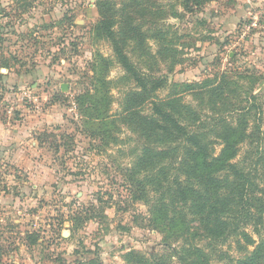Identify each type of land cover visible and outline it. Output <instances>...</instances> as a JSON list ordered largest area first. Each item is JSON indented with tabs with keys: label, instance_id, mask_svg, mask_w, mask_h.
Listing matches in <instances>:
<instances>
[{
	"label": "rangeland",
	"instance_id": "obj_1",
	"mask_svg": "<svg viewBox=\"0 0 264 264\" xmlns=\"http://www.w3.org/2000/svg\"><path fill=\"white\" fill-rule=\"evenodd\" d=\"M101 14L142 79L166 77L145 103ZM262 51L264 0H0V127L21 149L15 164L0 157V264H131L132 253L184 264L182 239L151 213L158 153L175 145L144 118L164 104L214 155L234 130V161L252 168L264 156ZM197 246L209 264L238 257L232 242Z\"/></svg>",
	"mask_w": 264,
	"mask_h": 264
},
{
	"label": "trees",
	"instance_id": "obj_2",
	"mask_svg": "<svg viewBox=\"0 0 264 264\" xmlns=\"http://www.w3.org/2000/svg\"><path fill=\"white\" fill-rule=\"evenodd\" d=\"M185 9H189L188 5ZM101 17L100 28L110 41L115 57L139 88L138 93L130 95L139 98L143 93L142 103H145L148 95L164 87L166 77L142 79L111 30L109 17L103 14ZM145 81H152L153 85L148 86ZM162 106L165 105L153 102V118L144 120L150 124L149 131L155 128L161 141L175 146L158 153L165 168L157 183L161 192L160 208L153 207L151 213L154 222H162L173 235L182 239L179 261L186 264L185 255L193 258L191 263L198 264L197 259L200 258L202 264H209L210 260L206 259L209 256H205L197 246L198 242L206 240L213 245L229 242L235 245L238 257L234 259L228 255L222 258L225 264H264V236L260 233L264 223V183L259 184V181L264 182V156L252 168L235 162L238 152L236 141L241 136L234 130L221 136L222 148L218 155H214L204 136L187 131L172 112ZM37 140L40 142V138ZM150 159L151 156L146 153L139 156L133 167L134 174L146 171L143 169H147ZM168 159L170 165L166 162ZM136 167L139 170L136 171ZM136 184L141 185L142 181H136ZM187 219L194 227L187 228ZM252 235L257 237V241ZM129 256L131 264H166L163 259L155 257L149 261L133 253ZM80 264L102 263L98 259H89Z\"/></svg>",
	"mask_w": 264,
	"mask_h": 264
},
{
	"label": "crops",
	"instance_id": "obj_3",
	"mask_svg": "<svg viewBox=\"0 0 264 264\" xmlns=\"http://www.w3.org/2000/svg\"><path fill=\"white\" fill-rule=\"evenodd\" d=\"M262 52H264V51H262ZM9 133L8 132L4 133V130H2V128L0 127V157L6 158V161H8L11 164H15L17 159H19V157H20V152H21L20 150L21 149H20V146H17L16 149L18 150V153H16L15 146L13 145V143H14V141H19L17 139V138H19V134L17 136L15 134V130L13 132H11L10 134ZM5 145H9L10 146L9 149L2 148ZM19 145H21V144H19ZM7 154H10V156H8ZM1 158H0V160H1Z\"/></svg>",
	"mask_w": 264,
	"mask_h": 264
},
{
	"label": "water",
	"instance_id": "obj_4",
	"mask_svg": "<svg viewBox=\"0 0 264 264\" xmlns=\"http://www.w3.org/2000/svg\"><path fill=\"white\" fill-rule=\"evenodd\" d=\"M65 89H67V86L66 85H62L61 86V90L64 91Z\"/></svg>",
	"mask_w": 264,
	"mask_h": 264
}]
</instances>
